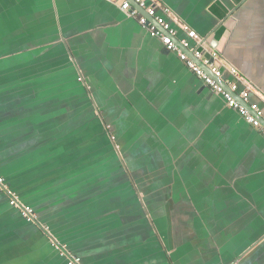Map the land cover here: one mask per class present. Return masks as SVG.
<instances>
[{"label": "crops", "instance_id": "1", "mask_svg": "<svg viewBox=\"0 0 264 264\" xmlns=\"http://www.w3.org/2000/svg\"><path fill=\"white\" fill-rule=\"evenodd\" d=\"M156 2L264 110V0ZM0 177V264H264V137L106 0H0Z\"/></svg>", "mask_w": 264, "mask_h": 264}, {"label": "built area", "instance_id": "2", "mask_svg": "<svg viewBox=\"0 0 264 264\" xmlns=\"http://www.w3.org/2000/svg\"><path fill=\"white\" fill-rule=\"evenodd\" d=\"M106 1L119 5L127 17L135 19L150 37L162 44L167 52L175 54L212 93L225 101L227 107L238 112L246 123L264 137V110L259 103L251 101L250 83L235 67L224 61L217 49L205 38L186 23L177 22L176 28L173 27L165 18L169 9L158 5L156 0H133L138 8L129 0ZM159 11L162 14H159ZM261 100L264 102L263 98ZM0 188L9 196L11 207L19 210L28 223H37L35 209L25 205L16 193L10 191L2 177H0ZM43 231L50 236L48 227L43 226ZM50 237L52 247L61 257L67 259L68 264H81V258L74 256L65 244Z\"/></svg>", "mask_w": 264, "mask_h": 264}, {"label": "water", "instance_id": "3", "mask_svg": "<svg viewBox=\"0 0 264 264\" xmlns=\"http://www.w3.org/2000/svg\"><path fill=\"white\" fill-rule=\"evenodd\" d=\"M129 1H130V3H131L134 7H137V8H138V5H136V3H135L133 0H129ZM140 11H141V13H142L143 15H146V13H145L143 10H140ZM149 20L152 21L151 18H149Z\"/></svg>", "mask_w": 264, "mask_h": 264}]
</instances>
